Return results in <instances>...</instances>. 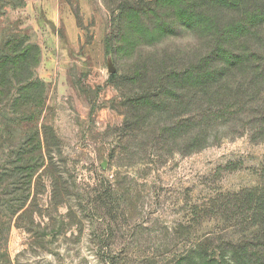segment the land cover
Segmentation results:
<instances>
[{
    "label": "rangeland",
    "instance_id": "obj_1",
    "mask_svg": "<svg viewBox=\"0 0 264 264\" xmlns=\"http://www.w3.org/2000/svg\"><path fill=\"white\" fill-rule=\"evenodd\" d=\"M207 3L0 0V264H206L238 241L264 141L202 125Z\"/></svg>",
    "mask_w": 264,
    "mask_h": 264
},
{
    "label": "trees",
    "instance_id": "obj_2",
    "mask_svg": "<svg viewBox=\"0 0 264 264\" xmlns=\"http://www.w3.org/2000/svg\"><path fill=\"white\" fill-rule=\"evenodd\" d=\"M207 4V59L192 71L196 94L202 91L205 103L202 125L209 135L220 128L233 138L248 132L253 141H264V0H208ZM110 52L109 41L106 54ZM220 138L218 134L208 139ZM205 145L209 141L196 140L190 151ZM230 204L239 218L233 227L240 238L226 243V254L211 252L206 264H264V193L241 192Z\"/></svg>",
    "mask_w": 264,
    "mask_h": 264
},
{
    "label": "water",
    "instance_id": "obj_3",
    "mask_svg": "<svg viewBox=\"0 0 264 264\" xmlns=\"http://www.w3.org/2000/svg\"><path fill=\"white\" fill-rule=\"evenodd\" d=\"M108 72L113 74L115 72V69L113 67H109Z\"/></svg>",
    "mask_w": 264,
    "mask_h": 264
}]
</instances>
